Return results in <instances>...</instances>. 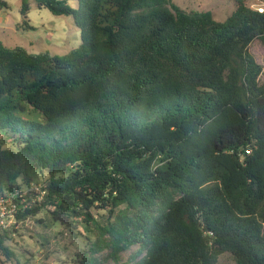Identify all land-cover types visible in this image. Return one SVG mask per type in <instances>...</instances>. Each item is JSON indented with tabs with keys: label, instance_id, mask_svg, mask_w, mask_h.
<instances>
[{
	"label": "trees",
	"instance_id": "1",
	"mask_svg": "<svg viewBox=\"0 0 264 264\" xmlns=\"http://www.w3.org/2000/svg\"><path fill=\"white\" fill-rule=\"evenodd\" d=\"M33 1L72 16L83 42L53 55L0 41V196L18 207L0 255L20 264L9 243L43 213L42 230L93 233L76 264H264V80L249 51L264 12Z\"/></svg>",
	"mask_w": 264,
	"mask_h": 264
},
{
	"label": "rangeland",
	"instance_id": "2",
	"mask_svg": "<svg viewBox=\"0 0 264 264\" xmlns=\"http://www.w3.org/2000/svg\"><path fill=\"white\" fill-rule=\"evenodd\" d=\"M3 1L8 4L7 7L0 5V41L5 46L24 47L31 53L48 51L53 55H65L82 44V31L75 25L72 16L53 15L48 9H39L37 4L30 0V11L28 18L25 19L21 12V0ZM171 1L187 12L209 11L215 20L223 22L236 10L238 0ZM243 1L253 9L264 7L260 0ZM71 5L76 6L73 1ZM25 21H28L34 29L26 30ZM249 51L263 67L261 76V81H263L264 44L259 39H255L250 44ZM43 216L42 213L35 219L19 224L18 233L9 243L12 250L17 253L20 264H76L75 260L78 256L91 251L92 243L87 237L89 236L94 241L93 233L88 232L80 224H73L71 228L54 224L47 230H42L36 220ZM10 223L7 218L0 221V226L9 227ZM135 250H137L136 246L123 253V262H127ZM104 254L101 253L98 256ZM0 264L19 263L13 260L8 261L6 257L0 255ZM103 264H115V262L110 261ZM218 264H236V262L231 254L226 253L220 257Z\"/></svg>",
	"mask_w": 264,
	"mask_h": 264
},
{
	"label": "built area",
	"instance_id": "3",
	"mask_svg": "<svg viewBox=\"0 0 264 264\" xmlns=\"http://www.w3.org/2000/svg\"><path fill=\"white\" fill-rule=\"evenodd\" d=\"M257 10L263 13L264 7H259L257 8ZM17 212H18V207L10 197L0 196V221L1 222L2 220L8 218L11 222L10 225L15 224L16 223L15 216ZM5 228H8V227L6 226Z\"/></svg>",
	"mask_w": 264,
	"mask_h": 264
}]
</instances>
